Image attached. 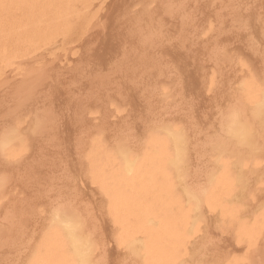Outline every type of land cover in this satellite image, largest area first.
I'll return each mask as SVG.
<instances>
[{"label": "bare ground", "instance_id": "1", "mask_svg": "<svg viewBox=\"0 0 264 264\" xmlns=\"http://www.w3.org/2000/svg\"><path fill=\"white\" fill-rule=\"evenodd\" d=\"M0 264H264V0H0Z\"/></svg>", "mask_w": 264, "mask_h": 264}]
</instances>
